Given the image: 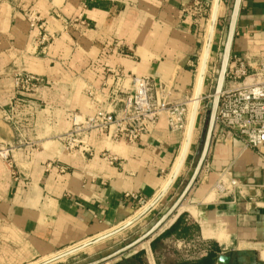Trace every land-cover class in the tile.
<instances>
[{
    "label": "crops",
    "instance_id": "crops-1",
    "mask_svg": "<svg viewBox=\"0 0 264 264\" xmlns=\"http://www.w3.org/2000/svg\"><path fill=\"white\" fill-rule=\"evenodd\" d=\"M196 1L202 6L198 15L192 13ZM234 4L220 2L208 68L220 66ZM214 5L215 0H0V144L17 142L2 119L16 74L43 80L36 94L46 105L27 144L11 153L9 164L0 158V264L55 258L117 230L158 197L176 169L185 135L170 131L165 117L135 144L92 136L91 155L65 150L56 136L70 128L69 114L91 115L95 106L88 94H111L117 75L153 77L173 102L186 101L193 91L192 103ZM25 12L36 13L54 36L46 51L38 48ZM263 52L264 0H239L230 54ZM196 134L178 178L140 221L155 220L154 226L189 184L204 142ZM106 153L117 161L110 164ZM219 178L238 187L220 192ZM262 186L264 161L238 139L212 135L203 165L172 215L111 264L133 257L142 264L181 263L166 242L193 234L213 247L198 264H264ZM110 240L94 245L100 246L97 252Z\"/></svg>",
    "mask_w": 264,
    "mask_h": 264
},
{
    "label": "built area",
    "instance_id": "built-area-1",
    "mask_svg": "<svg viewBox=\"0 0 264 264\" xmlns=\"http://www.w3.org/2000/svg\"><path fill=\"white\" fill-rule=\"evenodd\" d=\"M192 9L193 14H200V2H194ZM25 17L29 27L37 31L38 48L46 51L54 36L47 32L36 13L25 12ZM213 74L215 77L217 70ZM116 77V87L111 94H88L95 106L91 115H68L70 128L56 136L65 150L91 155L92 136L135 144L150 133L161 117L166 118L170 131L185 130L188 114L186 101L169 100L170 92L153 77ZM42 85L43 80L32 74H16L13 77L14 95L2 109L3 121L13 127L17 136L15 145L0 144V158L8 164L11 153L27 144L25 140L28 134L46 109L36 94ZM211 98L213 100L214 94ZM212 135L218 138L234 137L243 148L254 151L264 161V52L258 56L230 54L224 85L218 94ZM104 157L110 164L117 161L108 153ZM237 187L235 180L229 179L226 186L224 180L219 178L216 188L223 192ZM261 203L264 207V196ZM166 245L174 249L181 263H197L213 253L212 245L196 234L189 238L171 237Z\"/></svg>",
    "mask_w": 264,
    "mask_h": 264
},
{
    "label": "water",
    "instance_id": "water-1",
    "mask_svg": "<svg viewBox=\"0 0 264 264\" xmlns=\"http://www.w3.org/2000/svg\"><path fill=\"white\" fill-rule=\"evenodd\" d=\"M220 2L221 0H215V5H214V10H213V15H212V19H211V27H210V31H209V35H207V40H206V46H205V53H204V59H203V67H202V76H201V82L199 84V87L201 85H203L204 83V78H205V72L207 70V64H208V57H209V53H210V48H211V42L213 39V34H214V30H215V24H216V20H217V16H218V11H219V7H220ZM238 4H239V0H235V4L233 7V11L231 13L230 19H229V24H228V32H227V37L224 43V47H223V51H222V57H221V62H220V66H219V70L217 72V79H216V84H215V88L213 91L214 94V98L211 102L210 105V114H209V119L207 122V128H206V132H205V136H204V142H203V148H202V152L201 155L198 159V162L196 164V167L194 169V173L191 177V180L189 182V184L187 185V187L184 189L183 193L178 197V199L174 202V204L172 205V207L157 221V223L152 226L146 233H144L141 237L137 238L135 241H133L132 243L126 245L125 247L117 250L116 252L107 255L105 257H102L98 260H95L91 263L88 264H104L107 263L113 259H115L116 257L124 254L125 252L130 251L131 249H133L134 247H136L139 243H141L142 241L148 239L151 235H153L157 229H159V227L172 215V213L174 212V210L177 208V206L181 203V201L183 200V198L185 197L186 193L188 192V190L190 189V187L192 186V184L194 183L202 165L203 162L206 158L207 155V151L211 142V138H212V134H213V129H214V121H215V113H216V109H217V105H218V94L221 92L223 85H224V79H225V72H226V68H227V63H228V59L230 56V51H231V46H232V38H233V34H234V28H235V23H236V18H237V12H238ZM197 98H199V95L197 96ZM195 113H196V107L194 109V113H193V122L191 124V128L189 129L188 132V136H187V142L185 145V150L183 151V155H182V159L179 163V165L177 166L172 178L170 179L169 183L167 184V186L161 191V193L158 195V197L146 208L144 209V211H142V213H140L138 216H136L134 219H132L131 221H129L128 223H126L124 226H122L121 228H118L115 231H112L102 237H99L93 241H90L88 243H85L79 247H76L70 251H67L65 253H62L61 255H58L57 257L53 258V259H49L48 261H45L44 263L41 264H53L57 261L63 260L73 254H76L82 250H85L86 248H89L93 245H96L100 242H103L119 233H121L123 230H125L126 228L132 226L133 224H135L137 221H139L145 214H147L168 192V190L170 189V187L172 186V184L175 182L177 176L179 175V172L181 170V167L183 165V163L185 162V158L187 157V151L189 149V141L192 135V129L193 127H195V123L196 119H195ZM197 118V116H196ZM184 160V161H183Z\"/></svg>",
    "mask_w": 264,
    "mask_h": 264
},
{
    "label": "rangeland",
    "instance_id": "rangeland-1",
    "mask_svg": "<svg viewBox=\"0 0 264 264\" xmlns=\"http://www.w3.org/2000/svg\"><path fill=\"white\" fill-rule=\"evenodd\" d=\"M218 66H219L218 64H212L211 67H209V68L207 67L205 78H204V83H203V89L199 93L200 98L199 99L197 98V93H196V95L193 98L194 102H192L194 105L191 106V103L188 104L189 106H188L187 121L189 119L188 115L190 114V111L192 110L194 112L195 107H196V113H197V115L195 113V118H196V116H197V118H196V122H195V129H193V137H195L197 135L196 133H199V137H201L200 134H202L201 139H203V141H204V136H205V132H206V128H207V122H208L209 114H210V105L212 102L211 97L213 95V91H214L215 84H216V83H213V80L215 81L217 79V75L214 77L213 71H216L219 68ZM217 72H218V70H217ZM195 78H196V74L194 75L193 79H195ZM192 94H193V91L190 92L189 97L186 100L187 103H189V100L191 99ZM191 144H192V141H191ZM189 150H190V147H189ZM187 156H188V154H187ZM187 158L188 157H186V159ZM186 159H185V162H186ZM183 167H184V164H183ZM183 167H182V169H183ZM178 176H177V178H178ZM144 209L142 211H144ZM154 222H155V220L151 221L150 219L145 220V221L139 220L135 224H133L132 227L130 226V227L126 228L125 230H123L121 232L122 234L119 233V234L109 238L111 240L109 242H107V244L105 246L106 248L104 251L97 252V249H100L99 248L100 246L94 247V245H93V246L89 247L88 249H85V250H82V251L76 253L75 255L73 254V257H71L69 259H63V260L57 261L53 264H88V263H91V262L98 260L102 257L110 255V254L116 252L117 250L125 247L126 245L132 243L137 238L141 237L144 233H146L151 228V226L154 224ZM185 238H187V237H185ZM128 253H129V251L125 252L124 254H122V255L116 257L115 259H113L107 263H104V264H111L116 259L124 257ZM51 259H53V258H51ZM46 261H48V260H46ZM44 262H42V263H44ZM36 264H41V263L39 262Z\"/></svg>",
    "mask_w": 264,
    "mask_h": 264
},
{
    "label": "bare ground",
    "instance_id": "bare-ground-1",
    "mask_svg": "<svg viewBox=\"0 0 264 264\" xmlns=\"http://www.w3.org/2000/svg\"><path fill=\"white\" fill-rule=\"evenodd\" d=\"M214 10V9H213ZM212 15H213V13H212ZM211 19H212V17H211ZM210 27H211V24H210ZM209 31H210V28H209ZM208 35H209V32H208ZM212 43V42H211ZM207 44V43H206ZM205 50V49H204ZM205 53V52H204ZM203 59H204V56H203ZM208 59H209V57H208ZM202 67H203V63H202ZM202 68H201V76H202ZM203 72H205V74H206V71H203ZM201 76H199L198 77V81H199V78H200V81H199V83H198V86H197V90H196V92H197V96L199 95V98H200V92L202 91V89H203V85H201L200 86V88H198L199 87V84H200V82H201ZM198 98V99H199ZM194 100H192V102H193ZM192 105H194L193 103H191V106ZM197 105V104H196ZM192 113H194L192 110L190 111V114L188 115V121H187V125H186V128H185V135H184V142H183V146H182V149H181V154H180V156H179V158H178V161H177V164H176V168H177V166L179 165V163H180V161H181V159H182V155H183V151L185 150V145H186V142H187V136H188V132H189V129L191 128V124H192V122H193V120H192V117H193V114ZM192 114V115H191ZM196 115H197V113H196ZM196 119V118H195ZM194 123H195V121H194ZM193 129H195V127H193ZM193 129H192V135H191V138H193ZM190 138V143H189V147H190V145H191V141H192V139ZM188 152H189V149H188V151H187V154H188ZM186 159V158H185ZM184 161V160H183ZM184 164V163H183ZM182 167H183V165H182ZM182 167H181V169H182ZM176 170V169H175ZM175 170H174V172H175ZM181 171V170H180ZM174 172H173V174H174ZM180 173V172H179ZM173 174H172V176H173ZM172 176L171 177H169L170 179L172 178ZM168 178V179H169ZM168 179H167V181H168ZM170 179H169V181H170ZM169 183V182H168ZM167 183V184H168ZM167 186V185H166ZM165 186V187H166ZM164 187V188H165ZM132 227V226H131Z\"/></svg>",
    "mask_w": 264,
    "mask_h": 264
},
{
    "label": "trees",
    "instance_id": "trees-1",
    "mask_svg": "<svg viewBox=\"0 0 264 264\" xmlns=\"http://www.w3.org/2000/svg\"><path fill=\"white\" fill-rule=\"evenodd\" d=\"M198 263H200V261ZM198 263H196V264H198ZM116 264H142V262L137 257H133L130 259L122 260ZM178 264H194V263H178Z\"/></svg>",
    "mask_w": 264,
    "mask_h": 264
}]
</instances>
